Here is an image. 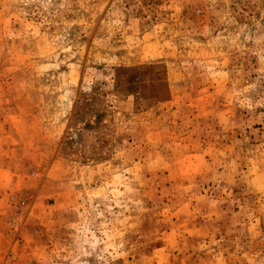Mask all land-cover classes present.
Returning a JSON list of instances; mask_svg holds the SVG:
<instances>
[{
    "label": "rangeland",
    "instance_id": "rangeland-1",
    "mask_svg": "<svg viewBox=\"0 0 264 264\" xmlns=\"http://www.w3.org/2000/svg\"><path fill=\"white\" fill-rule=\"evenodd\" d=\"M0 264H264V0H0Z\"/></svg>",
    "mask_w": 264,
    "mask_h": 264
}]
</instances>
